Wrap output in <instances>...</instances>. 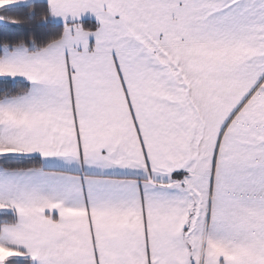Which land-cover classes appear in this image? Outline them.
Masks as SVG:
<instances>
[{
	"label": "snow or ice",
	"instance_id": "obj_1",
	"mask_svg": "<svg viewBox=\"0 0 264 264\" xmlns=\"http://www.w3.org/2000/svg\"><path fill=\"white\" fill-rule=\"evenodd\" d=\"M0 264H264V0H0Z\"/></svg>",
	"mask_w": 264,
	"mask_h": 264
}]
</instances>
